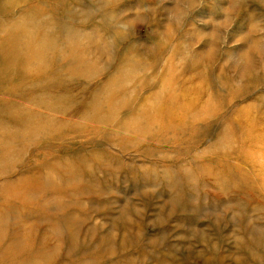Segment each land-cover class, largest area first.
I'll list each match as a JSON object with an SVG mask.
<instances>
[{
  "label": "rangeland",
  "instance_id": "1",
  "mask_svg": "<svg viewBox=\"0 0 264 264\" xmlns=\"http://www.w3.org/2000/svg\"><path fill=\"white\" fill-rule=\"evenodd\" d=\"M118 2L109 0L110 4L103 6L102 0H80L77 2L79 8L78 4L73 5L74 11L85 14L84 25L78 22L80 18L75 12L72 22L85 27V58L90 74L85 76L82 70L72 71L74 77H82L73 80V84L83 93L79 95L76 90L72 91V105L80 107L85 116L92 117L94 112L89 105L82 108L81 96L91 94L110 78L116 72L120 58L118 54L117 57L111 54L107 47V42L113 43L114 38L109 34V27L101 23V14H113L114 19L117 15L114 25L118 28L121 19L134 20L130 25L121 24L120 28L132 36L129 39L127 35L128 40L123 44L133 42L139 48L140 56L144 55L140 51L143 46L158 53L154 42L164 31L158 25L176 35L178 31L185 35V38L174 40L187 54L193 52L187 58L191 66L185 72V85L180 93L184 100L195 102L202 98L205 91L212 88L205 82H210L212 76L220 82L221 76L229 73L231 78L225 79L227 85L246 93L240 105L232 108L230 113L261 104L264 99V0H188L192 5L179 0ZM125 4L131 7L125 9ZM15 6L12 4L11 8L14 10ZM177 6L188 12L184 14ZM100 32H104L103 35ZM192 33L195 35L191 36ZM97 40L101 44H97ZM198 51L201 56L197 55ZM207 51L213 56L203 60ZM151 55L148 63L154 56ZM169 56V51L164 52L161 55L163 62L156 69L142 65L141 75L149 78L147 84L155 90L165 73V61ZM178 62L182 64L180 58ZM199 62L200 67H193ZM224 95L228 93L225 91ZM253 115L259 119L256 124L260 125H255L253 131L263 135L264 111ZM86 120V117L85 120L74 117L73 123L80 126ZM241 122L238 120V124ZM97 124L93 122L92 128H85V135L73 131L71 138L56 148L55 160L42 154L47 150L40 151L42 159L38 165L29 162L23 168L19 167V171L22 169L19 176L18 172L0 179V183L13 181L6 185L5 192L15 193L19 186L16 180L25 181L37 172H47L69 192L71 202L65 214L55 210L54 203L48 201L44 204L46 211H32L29 221L36 226L54 221L51 230L61 226L60 232L68 240L62 244L63 251L73 250L67 253L71 255L70 264L79 260L83 264H264V183L262 186L255 174L257 168L264 169L263 146L246 150L249 156L246 160L231 162L234 167L243 169L241 181L248 175L253 182L256 191L251 200L247 195L231 190L228 184L219 186L210 178L206 179L205 188L202 184L196 185L191 174L187 177L177 171L176 165H186L190 158L183 155L178 162L169 159L180 156L173 146L143 144L137 148L127 141L129 147L125 148L129 149L122 153L115 147L116 141L112 137L100 136L102 133ZM193 150L188 154L195 153L196 149ZM198 162L203 169H210L206 159L200 158ZM234 170L231 172L235 173ZM260 174L264 180V170ZM52 191L48 192V199L54 198ZM9 218L17 219L15 216ZM53 248L47 252L54 257Z\"/></svg>",
  "mask_w": 264,
  "mask_h": 264
},
{
  "label": "bare ground",
  "instance_id": "2",
  "mask_svg": "<svg viewBox=\"0 0 264 264\" xmlns=\"http://www.w3.org/2000/svg\"><path fill=\"white\" fill-rule=\"evenodd\" d=\"M2 1L0 0V36L3 34V44L0 46V179L18 172L19 176L22 172L19 167L23 168L27 164L38 165L42 159L40 151H49L42 154L55 160L57 147L64 145L73 131L85 135V128H92L93 122H96L100 125V136L112 137L116 141L113 144L122 153L129 149L125 148L129 147L127 141L137 148L143 144L173 146L180 156L169 159L178 162L183 155L190 158L185 160L186 165H176L177 171L187 177L191 174L196 185L202 184L205 188L206 179L210 178L219 186L228 184L231 190L254 199L256 189L253 182L248 175L241 181L243 169L234 167L231 162L235 159L246 160L249 157L246 150L264 147V133L260 135V132L253 131L255 125H259L256 124L259 119L253 114L264 111V99L260 101L261 104L255 103L230 113L232 108L240 105L246 93L241 92L238 87L227 85L225 79L228 81L231 78L228 73L221 76L220 82L215 76H212L210 82H205L204 84L212 86V90H206L202 98L195 102L184 100L180 93L185 85V72L191 66V61L187 58L193 52L187 54L178 41H174L185 38L181 31L176 35L158 25L164 30L160 34L161 38H166L153 41L158 53L143 46L140 51L144 55L140 56L139 48L133 42L123 44V41L128 40V34L120 28L121 24L130 25L134 20L121 19L118 28L114 25L117 15L114 19L113 14H101V23L109 27V34L114 38L113 43L107 42V47L111 54H118L120 58L116 72L110 78L104 82L102 80L103 84L98 85V89H93L91 94L81 96L79 103L82 108L83 105H89L94 112L89 117L85 116L80 107L72 105L71 94L73 90L79 95L83 94L73 84V80L82 77H74L72 71L82 70L85 76L90 74L85 58V27L76 26L72 22L76 13L80 18L78 22L85 24V14L73 10V5L80 0ZM112 1H119V4L126 0ZM179 2L192 5L188 0ZM12 4L16 5V10L11 8ZM102 4L105 6L110 3L109 0H102ZM130 7L125 4V9ZM177 8L184 14L188 12L179 6ZM178 10L175 11V19ZM104 32H100V35ZM193 35L195 34L192 33L191 36ZM128 36L132 39L131 35ZM97 44H101L99 40ZM166 51L170 52V56L164 60L165 73L155 90L147 84L149 78L140 72L142 65L147 69L160 66L163 62L161 55ZM151 54L154 56L148 63L147 59ZM211 56L213 53L207 51L203 60H210ZM179 58L182 64L177 63ZM196 65L201 66L200 62L193 64V67ZM225 91L227 96L224 95ZM74 117L84 120L86 117L87 120L84 125L78 126L73 123ZM238 120L242 122L238 124ZM193 149H196L195 153L188 154ZM147 150L149 149H144ZM200 158L210 162V169H203L199 165ZM232 169L236 170L235 173L231 172ZM192 170L194 171L191 172ZM257 170L254 173L263 186L264 180L260 172L264 169ZM29 177L25 181H15L19 182L15 193L5 192L6 185L13 181L0 183V264H70L71 255L68 254L69 250H73L69 248L63 251L62 244H66L68 240L61 234V226H54L55 229L51 230L54 221L49 223L48 220L45 226H36L29 221L32 211H46L44 204L48 201L54 203L55 210H61L65 214L71 202L69 192L47 172H37ZM51 189L54 198L48 199L46 196L50 195L48 192ZM53 247L54 257L47 252ZM57 250L60 252L57 253ZM63 254L68 257L62 256ZM73 264H83V261Z\"/></svg>",
  "mask_w": 264,
  "mask_h": 264
}]
</instances>
